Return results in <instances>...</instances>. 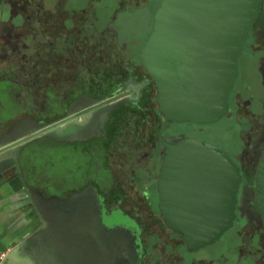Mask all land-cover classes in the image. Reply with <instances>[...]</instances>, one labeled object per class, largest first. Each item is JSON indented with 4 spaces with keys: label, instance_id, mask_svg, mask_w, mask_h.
<instances>
[{
    "label": "flooded vegetation",
    "instance_id": "flooded-vegetation-1",
    "mask_svg": "<svg viewBox=\"0 0 264 264\" xmlns=\"http://www.w3.org/2000/svg\"><path fill=\"white\" fill-rule=\"evenodd\" d=\"M159 2L0 1L4 181L24 197L30 234L44 224L36 243L60 264H85L90 252L104 254L103 264H264L253 181L264 143V0L237 60L256 67L260 101L250 109L253 95L231 94L234 80L221 117L233 120L228 144L201 127L208 124L165 122L158 111L138 53ZM138 11L151 13L149 30L128 36L123 19ZM159 137L201 140L238 168L231 226L212 244L188 250L164 223ZM225 233L230 241L217 243Z\"/></svg>",
    "mask_w": 264,
    "mask_h": 264
},
{
    "label": "water",
    "instance_id": "water-1",
    "mask_svg": "<svg viewBox=\"0 0 264 264\" xmlns=\"http://www.w3.org/2000/svg\"><path fill=\"white\" fill-rule=\"evenodd\" d=\"M259 3L160 0L139 50L138 65L153 84V98L165 122L210 124L228 117L227 95ZM159 141L162 154L156 185L165 225L180 233L188 250L212 244L231 226L238 168L201 140L159 137ZM253 181L254 207L264 222V143ZM43 227L31 231L25 247L36 262L60 264L53 249L51 257L36 243ZM97 254L103 264L104 254ZM120 260L115 258L112 264Z\"/></svg>",
    "mask_w": 264,
    "mask_h": 264
},
{
    "label": "rangeland",
    "instance_id": "rangeland-1",
    "mask_svg": "<svg viewBox=\"0 0 264 264\" xmlns=\"http://www.w3.org/2000/svg\"><path fill=\"white\" fill-rule=\"evenodd\" d=\"M151 10V9H150ZM149 10V11H150ZM147 11H138L135 14H132L130 18L120 17V20L122 21L124 26L122 27L123 33H126L128 36H133L139 34L138 32H141L143 34H146L149 30L147 19L150 17L151 13ZM150 20V18H149ZM248 50V49H245ZM236 85L234 89L231 91V94L235 93H242L241 95L247 97L249 94L253 95L250 109H254L258 107L259 101H260V93H261V85L260 80L258 79V73L255 66L249 64L247 58L241 57L239 59L238 63V75L235 79ZM233 120H226L224 118H220L214 123H210L206 126H201L204 129H208V131L212 134L213 138L216 139L218 142L221 143H229V141L232 139V133L231 128L233 127ZM115 219V218H114ZM118 219V218H116ZM230 236V233H229ZM99 238H95L94 241H98ZM228 233H225L222 238H220L218 242H229ZM77 243H74V245ZM74 248V247H73ZM72 247L66 248L69 251H74L76 248L73 249ZM67 254V253H64ZM226 256H230L231 254L226 252ZM83 259L85 260V264L91 263H97L100 264V257L97 253L90 252L89 254H84ZM74 262V261H73ZM75 264V262L73 263ZM79 264V260L77 262Z\"/></svg>",
    "mask_w": 264,
    "mask_h": 264
},
{
    "label": "crops",
    "instance_id": "crops-1",
    "mask_svg": "<svg viewBox=\"0 0 264 264\" xmlns=\"http://www.w3.org/2000/svg\"><path fill=\"white\" fill-rule=\"evenodd\" d=\"M1 1V0H0ZM16 186L4 181L0 170V264H41L33 260L24 239L27 229L22 199Z\"/></svg>",
    "mask_w": 264,
    "mask_h": 264
}]
</instances>
